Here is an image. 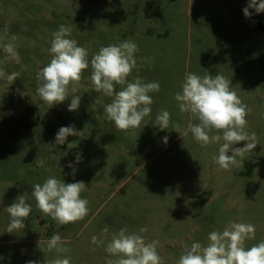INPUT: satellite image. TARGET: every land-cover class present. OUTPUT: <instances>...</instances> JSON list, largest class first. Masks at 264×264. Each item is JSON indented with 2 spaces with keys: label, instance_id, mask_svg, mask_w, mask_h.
I'll return each mask as SVG.
<instances>
[{
  "label": "rangeland",
  "instance_id": "rangeland-1",
  "mask_svg": "<svg viewBox=\"0 0 264 264\" xmlns=\"http://www.w3.org/2000/svg\"><path fill=\"white\" fill-rule=\"evenodd\" d=\"M248 2L0 0V34L7 25L17 35L20 57L19 63L3 62L0 49V68L20 74L12 84L0 79V264L53 259L54 253L45 257L41 251L53 234L66 242L71 264H106L104 248L90 242L105 226L109 233L146 228L141 235L160 241L164 264H176L194 241L206 244L208 233L222 231L228 221L255 225V239L246 246L264 240V13L250 10L253 14L245 17ZM61 24L72 27L71 38L89 50V61L101 46L125 39L138 45L137 62L144 67L133 70L129 81L138 75L160 85L159 92L150 93L152 113L139 129L120 132L104 118L110 98L94 91L91 67L83 73L77 111H68L71 96L51 108L40 99L36 74L50 61L51 34ZM205 71L232 80V89L251 109L247 130L256 134L257 145L228 170L213 160L223 141L202 148L188 131L197 121L182 114L174 99L185 72ZM161 109L171 115L163 131L154 126ZM68 125H75L80 136L56 145L55 134ZM175 125L188 135L182 137ZM68 143L76 147L69 149ZM78 153L82 159L73 176L67 165ZM40 159L43 167L36 163ZM52 175L86 183L84 220L57 225L36 208L33 186ZM25 192L33 210L24 229L8 233L5 208Z\"/></svg>",
  "mask_w": 264,
  "mask_h": 264
},
{
  "label": "clouds",
  "instance_id": "clouds-1",
  "mask_svg": "<svg viewBox=\"0 0 264 264\" xmlns=\"http://www.w3.org/2000/svg\"><path fill=\"white\" fill-rule=\"evenodd\" d=\"M254 10L256 14L264 13V0H249L243 8L245 17H250ZM72 27L61 24L54 31L50 41V61L36 74L37 94L40 99L51 108L69 100L68 111L79 109L82 96L78 95L85 70L91 67L90 81L97 93L110 98L104 105V118L112 122L117 131L129 133L139 129L142 123L152 113L154 103L150 93L160 91L156 81L145 82L140 76L129 81L133 70L139 72L144 67L138 64L136 53L138 45L125 39L118 44L101 46L89 61V50L78 46L77 40L71 38ZM0 49L4 52V61L19 63V42L16 34L10 33L5 25L0 34ZM144 61L150 58H141ZM19 72L6 73L0 68V79L12 84ZM232 80L223 74L212 75L205 71L203 75L194 72H185L181 91L174 94L179 111L190 114L197 123H190L188 131L193 139L202 147L210 144L223 143L218 148V155L213 157L214 162L224 170L239 166L237 157H244L252 151L256 143V134L247 130V116L251 109L242 102L236 91L231 87ZM119 86L120 90H117ZM95 103H100L96 100ZM171 121L169 111L161 109L155 116L154 126L159 130H167ZM147 124H145L146 126ZM182 137L188 131H178ZM75 125L61 126L55 134L56 145H63L69 136H80ZM164 136V144L168 142ZM246 142L243 147H235ZM73 143H68L71 149ZM231 153V155H229ZM81 154H77L74 162L67 167L72 169L74 176L77 169L75 164L81 162ZM43 167L45 161H36ZM62 171V169H60ZM20 174L23 175L21 169ZM98 174V173H97ZM88 186L83 180L66 183L52 175L43 183H35L31 196L35 200L36 208L45 216L50 217L57 225H67L84 220L89 213V201L82 198V193ZM27 193L18 195L15 201L5 208L10 222L6 232L15 233L25 228V221L32 212V205L27 202ZM206 206V205H205ZM139 231H130L122 227L116 232L109 233L105 226L99 235L91 237V244L103 247L107 253L106 264H164L158 249L159 240L147 241ZM256 227L252 223L228 221L223 230H213L207 235V243L192 242L186 247L176 264H264V240L246 246V242L255 239ZM41 240L39 241V244ZM46 247L41 249L45 253H54V258H45L43 264H71V257L65 255L70 251L66 242L59 234H53L44 242ZM93 251L96 249L93 248ZM26 264H41L38 260H28Z\"/></svg>",
  "mask_w": 264,
  "mask_h": 264
}]
</instances>
